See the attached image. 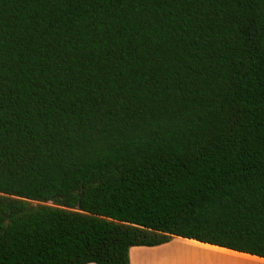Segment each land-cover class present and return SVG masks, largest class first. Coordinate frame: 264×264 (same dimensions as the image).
Listing matches in <instances>:
<instances>
[{"label": "trees", "instance_id": "obj_1", "mask_svg": "<svg viewBox=\"0 0 264 264\" xmlns=\"http://www.w3.org/2000/svg\"><path fill=\"white\" fill-rule=\"evenodd\" d=\"M174 236L264 258V0H0V264Z\"/></svg>", "mask_w": 264, "mask_h": 264}, {"label": "crops", "instance_id": "obj_2", "mask_svg": "<svg viewBox=\"0 0 264 264\" xmlns=\"http://www.w3.org/2000/svg\"><path fill=\"white\" fill-rule=\"evenodd\" d=\"M175 250L177 254L174 253ZM180 250L183 252L190 250L204 254H215L221 257L236 259L247 263L250 262L252 264H264L263 257L230 250L224 247H219L180 236H174L168 242L155 246L130 247L129 262L130 264H175L173 261L175 262V259L177 258V264H180V260L184 259L182 255L183 253H178Z\"/></svg>", "mask_w": 264, "mask_h": 264}, {"label": "rangeland", "instance_id": "obj_3", "mask_svg": "<svg viewBox=\"0 0 264 264\" xmlns=\"http://www.w3.org/2000/svg\"><path fill=\"white\" fill-rule=\"evenodd\" d=\"M174 253L177 254L176 250ZM178 253H183L182 255L184 257V259H182L181 255L182 260H180V264H252L250 262L247 263L236 259L221 257L215 254H204L190 250L187 252L180 250ZM173 263L177 264V258L175 259V262L173 261Z\"/></svg>", "mask_w": 264, "mask_h": 264}]
</instances>
